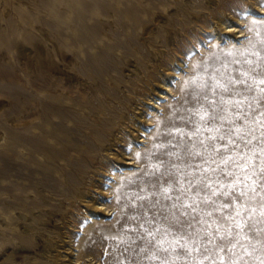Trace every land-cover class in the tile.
<instances>
[{
	"label": "rangeland",
	"instance_id": "obj_1",
	"mask_svg": "<svg viewBox=\"0 0 264 264\" xmlns=\"http://www.w3.org/2000/svg\"><path fill=\"white\" fill-rule=\"evenodd\" d=\"M5 1L9 6V15L6 30L3 31L5 26L2 24L1 7ZM110 1L116 2V0ZM219 1L223 2L221 3L222 10L230 19L234 20L231 18L232 16L241 18L238 23H240L243 31L224 34L219 31L215 32L217 29L209 31L203 28L202 24L205 19L208 20V26L215 24V19L212 18L206 0H185V3H179V0H118L119 6L123 9H135L134 13L138 16L148 15L150 17L153 11L156 14H161L165 12L163 7H167L169 9L167 23L172 26L170 30L174 37L171 36L170 39L168 32L161 25L162 22H157L159 16L154 21L150 18L147 19L146 24L156 22V37L153 38L155 46L167 50L171 44L178 51L173 52L172 60L168 61V58H165L163 66L168 67L169 73L161 71L162 68L160 67L161 73L157 74L158 76L162 75V77L166 76L168 85H164V92L168 93L162 91L160 94L163 95V98L156 97L154 108L147 105L149 108L144 111L146 113L144 118L151 119L146 120L144 129L141 131L144 136L151 132V140L147 142V137H145L144 141L137 142L136 145L143 144L144 147L140 148L137 157H133L131 160L136 159L138 161L132 162L128 166L122 163L113 164L111 165L112 170L104 176V187L111 190L107 193L109 196H106L104 200L111 207L107 215L102 216L98 212L82 214L80 208L84 206L77 201L73 194L74 191L83 188L85 181L88 180L87 172L91 166L87 162V158L75 157L63 168L62 171L65 172L66 180L61 181L59 171L47 172L40 165L30 164L34 167L28 175L26 163H21L25 161V156L20 155V151L23 150L16 147L12 152L6 154L1 146L0 213L3 210L12 209L15 212L14 216H17L19 208H31L30 198L39 197L43 208H51L54 211L55 217L53 218V215L49 217L50 225L58 223L62 212L66 211H70L77 219L74 226L76 228H72L76 230L71 231L72 247H76L77 242L84 237L87 228L90 229L89 235L85 238V247L94 256L91 261L96 259V263L99 264H160L159 259L150 258L152 245L148 244L149 238L141 225L153 227L154 225L147 224L146 221L151 220L153 216L159 217L161 209L167 215L171 205L176 202L174 197L179 194L178 189L171 193L173 197L171 200L165 199L161 195V188L168 186L165 181L172 183L178 180L183 172L190 171L191 169L185 167L186 164L195 165L201 162L199 158L191 160L186 154V149H190L192 143L198 145L200 139L210 135L204 131V128L213 125L201 124L199 116L196 114L197 110L203 107L209 111L214 109L218 111L217 105L220 103L221 92L214 88L217 81L223 83L229 77L241 78V72H250V75L255 76L257 80L264 78L259 75V73L264 72V0H254L258 1L256 3H252V0ZM66 2L68 0H39L38 7L29 6L27 8L23 0H0V35L6 38L5 43H1L0 38V130L4 131L10 117L41 108L38 103L36 104L38 97L34 93L42 94L48 90L55 91L56 88L58 89L57 85H61L62 82L66 83L65 81L68 79L67 92L73 97L71 102L80 104L82 94H84L87 100L84 101V105L92 110L88 117L80 116L76 110L69 111L68 109H62V113L56 117L51 114L55 108L49 106L46 110H49L50 117L54 119V126L57 130L66 132L76 145L88 147L92 154H96L101 149H98V142L93 138V134H98L100 139L106 142L110 136L108 132L111 128H115L119 115L131 109L129 105L135 102L134 99L138 100L140 97L139 100H144L142 97L146 95L145 93H136L133 89L132 84L136 83L135 80L139 82L141 80L137 78L138 73L135 72V75L129 73L128 67L130 69L132 67L125 65L126 59L138 55L152 64L156 57L152 56L150 43L145 41V38H140L141 35L137 33L135 27H132L131 31L126 32L125 35L126 25L116 24L119 20H127L126 17L119 13L109 15L105 11L107 5L101 4L100 0H95L97 7H93L91 11L95 15H99L100 22L109 23L111 20H115L112 21L114 25L113 39L110 40L114 43L115 49L106 48V53L100 56L97 62H91V66L80 63L81 61L77 63L71 55L65 54L62 55L60 61L57 55L53 56L55 60H58V68L55 70L58 69L60 73H52L46 68L44 75L28 70L25 65L27 59L34 65L40 59L35 49L40 38V32L35 25H40L41 29L48 33L49 39L46 46L50 49L53 40L51 32L56 27L52 18L58 17L55 14L57 11L61 13L62 18L65 16L69 10ZM142 6L141 10H136L137 7ZM15 7L21 9L24 20L19 18ZM145 8H148L149 12ZM214 10L217 11V15H220V9L216 10L215 8ZM191 13L201 16L195 20L191 17ZM31 19L33 22H30ZM231 22L229 21V24ZM105 26L106 29H109V25ZM234 27L232 25L227 28ZM63 28L65 31L68 30L67 25H63ZM238 28L239 26L235 27V30ZM103 38L105 40V37ZM51 51H48L47 54L49 59ZM21 52H23V58H20ZM117 52L121 55H118ZM137 66L139 67V63ZM140 69L142 68L140 67ZM28 72L29 74H27ZM26 75L34 78V83L28 88L32 93L27 91V94L23 93ZM93 76L99 78V91H95L88 85L93 82ZM42 77L47 80L46 84L41 79ZM128 78L130 80L127 81ZM81 82H85L87 85L83 91H80ZM248 83H251V80H248ZM260 87H264V85H260ZM235 90L243 91V85H237ZM62 91L64 92V90ZM223 95L225 99L231 97L230 93H223ZM251 95H257V91L254 89ZM147 97L149 96L147 95ZM234 98L239 99L240 97ZM9 100H13L14 103V109L11 112H7ZM213 101L216 103L213 104ZM102 105L107 112L106 116L103 115L102 118L104 119L101 122L104 129L98 130L95 127L97 130L86 131L85 128L90 130L95 126L90 115L96 117L97 110ZM138 105L140 106V104ZM108 118L113 120L110 122ZM253 119L261 120L258 110L253 115ZM216 123L218 124L219 121ZM237 123L242 125L243 121H237ZM226 127L227 124H225ZM197 128H200V133L190 139L189 134L195 133ZM262 130L264 129H261L257 124L255 135L258 138ZM63 142H66L65 138ZM253 146L256 159L251 162L259 165V149L261 147L259 139L252 141L250 147ZM131 147L132 144L129 143L123 148L126 156H132L130 154ZM240 150L248 151L243 146ZM7 155L12 157V161H6ZM2 176L5 177L3 178L5 179L4 182L1 180ZM22 182L27 183L28 187L21 189L19 184ZM4 183L9 184L10 189L2 190L1 186ZM112 185L116 187L111 188ZM39 192L40 194H38ZM15 194L21 197L14 199L13 195ZM42 194L47 197L46 200L42 199ZM85 198L89 199L91 195L88 194ZM78 204L81 206L79 207ZM251 207L257 209L256 216L259 218L261 209L255 201ZM215 215L218 216L219 213ZM44 216L47 217V215ZM134 217L135 219H133ZM21 220L22 223L27 221L23 215ZM167 223L159 219L156 226L163 229ZM33 224H35L34 220ZM53 227L51 225L45 226V228H36L35 231L39 232L40 235L43 233L44 237L47 238L53 234ZM255 228H264V224H256ZM250 235L253 238L250 242H245L247 253L237 249V252L243 256L239 264H261L264 261V247H262L264 246V234L254 230ZM168 238L171 239V237ZM36 246V251L28 250L16 254L17 262L14 264L28 263L30 255L42 249L43 242L39 241ZM11 247L12 244L5 246L4 250L7 255L11 252ZM141 249H145V251H141ZM253 249H255L254 252ZM51 250L53 251V248ZM7 255H1V264L14 262L10 261ZM163 255V253L160 254V256ZM5 256L7 257L6 260L4 259ZM168 259L172 261V264H192L191 257L175 259L169 256ZM36 261L37 264H43L46 259L42 256ZM85 263H88V260Z\"/></svg>",
	"mask_w": 264,
	"mask_h": 264
},
{
	"label": "bare ground",
	"instance_id": "obj_2",
	"mask_svg": "<svg viewBox=\"0 0 264 264\" xmlns=\"http://www.w3.org/2000/svg\"><path fill=\"white\" fill-rule=\"evenodd\" d=\"M100 1L101 4L107 5L105 11L109 15L119 13L122 14L123 17L127 18V20L122 19L116 22V24L118 23L126 25L125 35L127 34L126 32L131 31L132 27H135L137 33L141 35L140 38H145V41L147 40L150 43L149 46L151 47L152 56L156 57L152 64L148 63L147 60L145 61L137 54V56H134L133 58L128 57L125 61L126 66L128 65L132 67V69L128 67L129 73L135 75L136 72L139 75L137 78L141 80V82L135 80L136 83H133L132 87L136 93L146 94L144 95L145 97H142L144 100H139L140 97L138 100L134 99L135 102L129 105L131 109L127 107L129 110L124 114L119 115V118L115 124V128H111L108 132L110 136L106 142H103L98 134H93V138L98 142V149H101V151L99 150L100 152L92 154L88 147L76 145L74 142H72L71 137H69L66 132L57 130V128L54 126V119L50 117L49 110H46L49 108V106L55 108L51 114L56 117L59 116V113H62V109H68L69 111L76 110L80 116L83 115L84 117H88V114L92 110L91 108L89 109L86 105H84V101H87L86 96L82 94V102L80 104L71 102L73 97L69 92H67V79V81H65L66 83L62 82L61 85H57L58 89L56 88L55 91L48 90L42 94L34 93L35 96L38 97L36 104L38 103L41 108L32 109L31 111L22 112L21 115L10 117L8 119V124H6L4 128V131L0 130V146L6 154L12 152V150L16 147H20L21 150H23L20 151V155L25 156V161L20 162L23 164L24 162L26 163L28 168L26 172L28 171V175L34 167L30 164L40 165L47 172L59 171L61 181L66 180L65 172L62 171L63 168L72 162L75 157L87 158V162H89L91 166L87 172L88 180L85 181V186L83 188L74 191L73 194L75 198H77V201L84 206L80 208L82 210V214L98 212L103 216L107 215L111 209L110 205L106 204L104 201L105 197L109 196L107 193L111 191L110 189L107 190L104 187V176L108 175V171L112 170L111 165L113 164L122 163L128 166L132 162L138 161L136 159L131 160L133 157H137V153H139L140 148L144 147L143 144L140 146L136 145L137 142L144 141L145 137H147V142L151 140V132H149L147 136H144L141 131L144 129L146 120L151 119L144 118V115L146 114L144 111L145 109L149 108L147 105H151V108H154L155 98H163V95L160 94L162 91L163 93H168L166 91L164 92V85H168L166 76L162 77V75L158 76L157 74L160 72V67L162 68L161 71H167L169 73L170 70H167L168 67L163 66L165 64V58L167 57L168 59H166L168 61L172 60L173 52L176 53L178 50L171 44L167 50L155 46L156 44L154 45L153 38L154 36L156 37V22L146 24L147 19L150 18L154 21L157 19L156 17L159 16L160 18L157 20V22H162L161 25L168 32L170 39L171 36L174 37V35H172V31L170 30L172 26L167 23V13L169 12L167 7H163V11L165 12L156 14L154 13L155 11H153L151 12V16L148 17V15H136V13H134L135 9H123V7L117 4L118 0H116V2H112L110 0ZM256 2L258 1L252 0V3ZM23 3H25L24 5L27 8L29 6H39V0H23ZM66 3L69 10L65 16L62 18L61 13L57 11L55 14L58 15V17L52 18L56 27L51 32V37L53 40L51 43L52 47L50 49H48V46H46L47 40L49 39L48 33L44 32L40 25H35L40 32L39 41L35 46L38 58L40 57V59L35 65L32 64L29 59H27L25 61V65L28 70L42 75L46 74L45 68L52 73H60L58 69L55 70L58 68L57 61H60L62 59V55L65 54L71 55L72 58L76 59L77 63L81 61L80 63L91 66V62H97L99 57L106 53V48L112 50L115 49L114 43L110 41L113 39L112 30L114 25L112 21L115 20H111L109 23L100 22L101 20L99 19V15H95L91 11L93 7H97V2H95V0H68ZM179 3H185V0H179ZM221 3L223 2H220L219 0H206V4L211 11L212 18L215 19V24L214 26H208V20L205 19L203 20L202 27L209 31L217 29L215 32L219 31L224 34H233L237 31H243L240 23H238V20L241 18L239 16H232L231 18L234 20L230 19L228 15L225 14L224 10H222ZM260 7L263 8L261 5ZM15 8L19 18L24 20V15L22 14L21 9L18 7ZM45 8L48 9V7ZM142 8L143 6L137 7L136 10H141ZM215 8L216 10L220 9V15H217V11L214 10ZM145 10L148 11V8H145ZM1 15L3 19L2 24L5 26L3 31H5L7 26L6 22L9 15V6L6 1L1 7ZM198 16L201 15L191 13V17L195 20H198ZM229 21L232 22L229 24ZM30 22H33V19H31ZM63 25L68 26L67 31H65ZM105 25H109L108 28L110 30L106 29ZM232 25L235 27L239 26L238 30H235V27L227 28L228 26ZM103 37H105V40ZM0 38L1 43H5L6 38L2 35H0ZM151 40L152 42H150ZM48 51H51V56H49L51 60L47 57ZM117 53L118 55H121V53ZM54 55H57L58 60H55L53 57ZM20 56V58H23V52L20 53ZM138 63L139 67L137 66ZM140 67L142 69H140ZM27 74H29V72ZM28 76L30 75L25 76V82L23 84L25 87L23 93L25 94H27L26 92L29 91V86L34 83V78H30ZM93 77V82L91 84L89 83L88 85L95 89V91H99V78L95 76ZM41 79L44 83L47 81L44 77ZM128 80H130V78H128L127 81ZM80 85H82L80 87V91H83L85 88H87L85 82H81ZM116 86L121 87L119 85ZM62 90H64V92ZM29 92L32 93L31 90ZM147 95L149 97H147ZM152 99L154 100L151 101ZM92 103L94 104L95 102L93 101ZM138 104H140V106ZM13 105V100H9V109H7V112H11L14 109ZM105 114H107V112L105 107L102 105L100 108H98L96 117L90 115V118L93 119L95 126L90 130L89 128H85V130L90 132L96 128H98V130H103L104 127L102 126L101 122L104 119L102 118L103 115L106 116ZM112 120V118H108V121L111 122ZM64 138L66 139V142H63ZM129 143L132 144L130 152L132 156H126L123 152V148L129 145ZM11 158L12 157L10 155H7L6 161H12ZM20 165L22 166V164ZM3 178L5 177L2 176V181L5 180ZM26 184L22 182L19 184V186L21 189H24L28 187ZM1 187L2 190L10 189V185L7 183H4ZM115 187V185L111 186V188ZM38 194H40V192ZM88 194L91 195V198L86 199L85 197L88 196ZM42 195V199L46 200L47 197H45L44 194ZM13 197L14 199H18L21 196L15 194ZM38 198H30L29 202L31 203V208H19L20 210L18 211L17 216H14L15 212H13L12 209L1 211L0 258L2 254L7 255L4 250L5 246L7 244H12L11 252L7 255V257L10 258V261H14L9 263L14 264L17 262L15 259L16 254L28 250L36 251L37 243L42 241V249H40L39 252H35V254L30 255L29 262H25L24 264H37L36 260L41 259L42 256H44L46 262L49 264H99L98 262L96 263V259L91 261L94 259V256L91 255V252H89L85 247V238H87L90 233L89 228H87L84 237H82L77 242L76 247H72L71 231L76 230L72 228H76L74 226L77 219H75V216L71 214L70 211L62 212L59 222L51 224L54 226V231L53 234L49 235L47 238L44 237L45 235L43 233L40 235L39 232L35 231L36 228H45V226H51L49 224V217L50 215H53V218L55 217L54 211L51 208H43ZM80 204H78L79 207L81 206ZM22 215L24 216V219L27 220L25 223H22ZM44 215H47V217ZM33 220L35 224H33ZM39 247L41 246L39 245ZM52 248L53 251L51 250ZM73 249H75V251H73ZM7 257L5 256L4 259L6 260ZM86 260H88V263H85ZM46 262L43 264H47Z\"/></svg>",
	"mask_w": 264,
	"mask_h": 264
},
{
	"label": "snow or ice",
	"instance_id": "obj_3",
	"mask_svg": "<svg viewBox=\"0 0 264 264\" xmlns=\"http://www.w3.org/2000/svg\"><path fill=\"white\" fill-rule=\"evenodd\" d=\"M240 75L241 78L216 82L214 88L221 92L218 111L203 107L197 110L201 124L213 125L204 128L210 135L186 149L191 160L199 158L201 162L186 164L190 171L183 172L172 183L165 181L168 186L161 188V195L171 200V193L178 189L176 202L167 215L161 209L159 217L146 221L153 227L141 225L149 238L148 244L152 245L150 258L159 259L160 264H172L169 256L191 257L192 264H239L243 256L237 249L247 253L245 242H250L254 230L264 234V228H255L256 224H264V130L259 138L255 135L257 124L264 129V87H260L264 78L257 80L250 72ZM259 75L264 77V72ZM237 85H243V91H236ZM254 89L257 95H251ZM223 93H230L231 97L225 99ZM257 110L260 121L253 119ZM199 133L197 128L189 134L190 139ZM257 139L261 143L259 165L251 162L256 153L250 145ZM242 146L248 151H241ZM254 201L261 209L259 218L257 209L251 207ZM159 219L168 222L163 229L156 226ZM161 253L164 255L160 256Z\"/></svg>",
	"mask_w": 264,
	"mask_h": 264
}]
</instances>
